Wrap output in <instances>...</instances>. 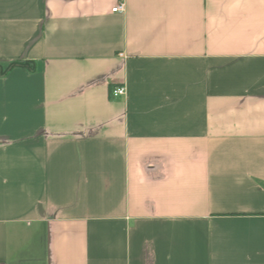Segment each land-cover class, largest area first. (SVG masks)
Here are the masks:
<instances>
[{
	"label": "crops",
	"instance_id": "1",
	"mask_svg": "<svg viewBox=\"0 0 264 264\" xmlns=\"http://www.w3.org/2000/svg\"><path fill=\"white\" fill-rule=\"evenodd\" d=\"M0 264H264V0H0Z\"/></svg>",
	"mask_w": 264,
	"mask_h": 264
},
{
	"label": "built area",
	"instance_id": "2",
	"mask_svg": "<svg viewBox=\"0 0 264 264\" xmlns=\"http://www.w3.org/2000/svg\"><path fill=\"white\" fill-rule=\"evenodd\" d=\"M123 11V4H119L112 9V12H122ZM126 90L123 86H117L111 89L110 96L113 99L125 97Z\"/></svg>",
	"mask_w": 264,
	"mask_h": 264
},
{
	"label": "trees",
	"instance_id": "3",
	"mask_svg": "<svg viewBox=\"0 0 264 264\" xmlns=\"http://www.w3.org/2000/svg\"><path fill=\"white\" fill-rule=\"evenodd\" d=\"M15 67H27V64L24 63V62H18V61L17 62H13L7 67V70L15 68Z\"/></svg>",
	"mask_w": 264,
	"mask_h": 264
}]
</instances>
